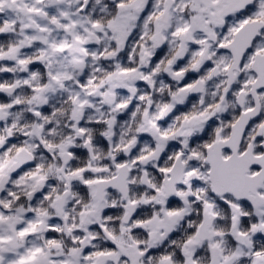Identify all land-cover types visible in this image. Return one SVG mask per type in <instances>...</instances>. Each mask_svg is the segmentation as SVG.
<instances>
[{"label":"snow or ice","instance_id":"1","mask_svg":"<svg viewBox=\"0 0 264 264\" xmlns=\"http://www.w3.org/2000/svg\"><path fill=\"white\" fill-rule=\"evenodd\" d=\"M0 264H264V0H0Z\"/></svg>","mask_w":264,"mask_h":264}]
</instances>
